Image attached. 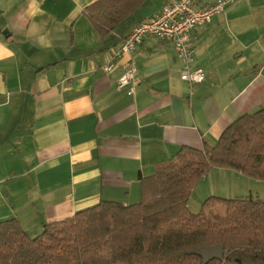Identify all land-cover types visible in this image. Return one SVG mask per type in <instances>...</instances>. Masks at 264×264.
Returning a JSON list of instances; mask_svg holds the SVG:
<instances>
[{
  "label": "crops",
  "instance_id": "1",
  "mask_svg": "<svg viewBox=\"0 0 264 264\" xmlns=\"http://www.w3.org/2000/svg\"><path fill=\"white\" fill-rule=\"evenodd\" d=\"M94 1L0 0V221L17 218L31 237L100 200L138 202L158 163L264 107V0L228 4L192 30L200 83L180 78L171 41L146 37L129 56L131 93L117 87L120 44L169 0H142L104 35L85 12Z\"/></svg>",
  "mask_w": 264,
  "mask_h": 264
},
{
  "label": "trees",
  "instance_id": "2",
  "mask_svg": "<svg viewBox=\"0 0 264 264\" xmlns=\"http://www.w3.org/2000/svg\"><path fill=\"white\" fill-rule=\"evenodd\" d=\"M142 0H96L85 12L104 35ZM213 168L264 181V107L232 121L214 144L181 146L140 178L138 202L100 200L29 236L15 217L0 221V264H203L195 251L222 245L206 264H264V199L206 197L198 212L187 202ZM223 206L210 218L208 212Z\"/></svg>",
  "mask_w": 264,
  "mask_h": 264
},
{
  "label": "built area",
  "instance_id": "3",
  "mask_svg": "<svg viewBox=\"0 0 264 264\" xmlns=\"http://www.w3.org/2000/svg\"><path fill=\"white\" fill-rule=\"evenodd\" d=\"M198 0H169L158 15L142 21L133 27L122 40L118 56L126 57L122 65V73L117 80L118 88H127L131 93L136 84V67L129 57L135 48L146 38L169 40L173 43L176 56L181 63L180 78L189 83H200L204 79V70L195 64V48L191 32L197 26L210 23L213 15L224 11L228 4L246 0H213L203 6H197ZM114 61L102 66L104 71L115 67Z\"/></svg>",
  "mask_w": 264,
  "mask_h": 264
},
{
  "label": "rangeland",
  "instance_id": "4",
  "mask_svg": "<svg viewBox=\"0 0 264 264\" xmlns=\"http://www.w3.org/2000/svg\"><path fill=\"white\" fill-rule=\"evenodd\" d=\"M219 171L208 172L192 189L187 202L190 212L196 213L201 208L203 200L210 196L234 197L235 194L253 195L264 199V181L258 179L240 180L230 175L223 178V173ZM252 180V181H248ZM254 180V181H253ZM237 194V195H238ZM224 212L223 206H218L215 210L208 212L210 218ZM33 237V236H32Z\"/></svg>",
  "mask_w": 264,
  "mask_h": 264
},
{
  "label": "water",
  "instance_id": "5",
  "mask_svg": "<svg viewBox=\"0 0 264 264\" xmlns=\"http://www.w3.org/2000/svg\"><path fill=\"white\" fill-rule=\"evenodd\" d=\"M195 254L199 255L202 258L203 264L213 260V259H222L224 254V249L222 245L202 247L195 251Z\"/></svg>",
  "mask_w": 264,
  "mask_h": 264
}]
</instances>
